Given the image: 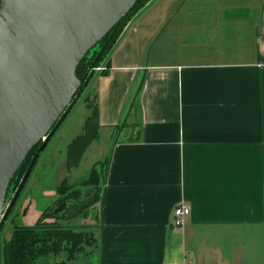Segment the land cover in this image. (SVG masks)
<instances>
[{"label":"crops","instance_id":"0c3cea01","mask_svg":"<svg viewBox=\"0 0 264 264\" xmlns=\"http://www.w3.org/2000/svg\"><path fill=\"white\" fill-rule=\"evenodd\" d=\"M108 62L99 264H264V0L151 2Z\"/></svg>","mask_w":264,"mask_h":264},{"label":"water","instance_id":"95a60500","mask_svg":"<svg viewBox=\"0 0 264 264\" xmlns=\"http://www.w3.org/2000/svg\"><path fill=\"white\" fill-rule=\"evenodd\" d=\"M135 1L0 0V215L11 177L34 144L42 140L43 148L76 91V65ZM149 1L142 0L136 11ZM134 12L118 25L114 39Z\"/></svg>","mask_w":264,"mask_h":264},{"label":"rangeland","instance_id":"374dc122","mask_svg":"<svg viewBox=\"0 0 264 264\" xmlns=\"http://www.w3.org/2000/svg\"><path fill=\"white\" fill-rule=\"evenodd\" d=\"M155 1L158 0H150L132 19ZM157 47L158 42L151 47V52ZM99 67L104 68L103 65ZM92 83L70 104L58 128L52 135L48 134L49 141L46 140L43 148L39 147L38 157L33 159L37 158L36 163L0 231L1 245L11 237L15 226L34 224L42 216L57 217L61 226L68 225L78 232L90 230L96 236L101 185L96 187L97 178L90 183L88 176L98 162L104 170L112 145L111 139L96 121L95 86ZM10 197L2 204L0 222L4 221L2 216L11 201ZM90 199L94 201L86 203ZM58 206L61 209L55 212ZM47 211L54 213L48 214ZM64 254L62 251L45 257L49 262L63 260ZM73 262L99 264L96 245L84 242L81 253Z\"/></svg>","mask_w":264,"mask_h":264},{"label":"trees","instance_id":"16d2710c","mask_svg":"<svg viewBox=\"0 0 264 264\" xmlns=\"http://www.w3.org/2000/svg\"><path fill=\"white\" fill-rule=\"evenodd\" d=\"M141 1L142 0H136L134 4L129 8V10L110 28V30L96 44H94L86 52V54L78 62L74 69V75L78 78L79 85L74 92L69 104L65 107L64 112L61 113V115L54 122V124L48 131V134L52 135L54 133V131L58 128L61 121L65 117L66 111L70 104H72L76 97L83 93L86 86L93 80V78L97 74L106 75L108 73V55L118 39H114V34L116 33L118 25L131 12L135 11L132 15L133 17L142 8L141 7L136 11V8ZM132 17L130 18V20L132 19ZM100 65H103L104 68L100 71H96V67H99ZM94 112L96 116V102L94 105ZM48 141L49 138H47V142ZM41 144L42 140L34 144L27 152L23 161L8 182L5 200L8 199L10 195L14 194L21 178L23 177L30 163L33 161L34 157H38V153L40 152L39 147L41 146ZM36 159L34 160L31 171L36 163ZM108 160L109 159L107 158L105 161L106 166L104 170L100 167V164L98 162L95 167L92 168L90 176H88L90 183L93 181V179L95 180L97 178L99 180V182L96 183V187L98 185H101L102 187L104 183V179L108 170ZM101 187L99 189L100 193ZM22 189L20 190V192L22 191ZM72 193H74V191H72ZM11 199L12 196L10 197V200ZM93 201L94 200L90 199L86 203L91 204ZM86 203H83L84 206L86 205ZM14 204L6 214L4 221L0 222V231L3 228L4 222L6 221L7 217L12 212ZM58 209H61V207L58 206L55 212ZM47 212L48 214L51 212L54 213L53 211ZM57 219L58 218L54 216H48V218H44L42 216V218L39 221H36V223L34 224L15 226L11 237L6 240L3 245H1L0 242V264H88L73 262V260H75L76 257L81 253L84 242L85 244L92 243L93 245L98 246L100 240H98V238L94 236V233L90 230L78 232L75 229L68 227V225L61 226V224L58 222L59 220ZM62 251L65 253L63 260H54L49 262L45 257L50 254L56 255L57 253H60Z\"/></svg>","mask_w":264,"mask_h":264},{"label":"built area","instance_id":"2783aa9c","mask_svg":"<svg viewBox=\"0 0 264 264\" xmlns=\"http://www.w3.org/2000/svg\"><path fill=\"white\" fill-rule=\"evenodd\" d=\"M98 70H100L101 69V67H98L97 68ZM189 212H190V209H189V207L188 206H186L185 204H184V202H179L176 206H175V208H174V210H173V225L174 226H181L182 225V223H183V219H184V217L187 215V214H189Z\"/></svg>","mask_w":264,"mask_h":264},{"label":"flooded vegetation","instance_id":"af4514ba","mask_svg":"<svg viewBox=\"0 0 264 264\" xmlns=\"http://www.w3.org/2000/svg\"><path fill=\"white\" fill-rule=\"evenodd\" d=\"M18 195H19V194H18ZM11 207H12V206H11ZM9 210H10V209H9ZM12 210H13V209H12ZM8 212H9V211H8ZM8 212H7V213H8Z\"/></svg>","mask_w":264,"mask_h":264}]
</instances>
